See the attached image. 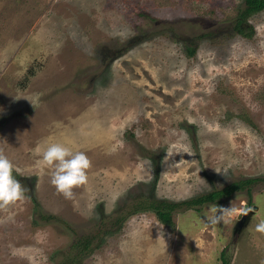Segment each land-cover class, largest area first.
<instances>
[{
  "label": "rangeland",
  "instance_id": "obj_1",
  "mask_svg": "<svg viewBox=\"0 0 264 264\" xmlns=\"http://www.w3.org/2000/svg\"><path fill=\"white\" fill-rule=\"evenodd\" d=\"M244 5L0 0V151L29 197L0 210V264H222L225 249L230 264H264L262 183L252 204L244 192L181 210L173 227L136 212L264 177V11L241 36ZM51 143L92 161L73 200L40 163L37 146ZM246 205L257 211L235 236ZM220 207L227 222L210 224Z\"/></svg>",
  "mask_w": 264,
  "mask_h": 264
},
{
  "label": "clouds",
  "instance_id": "obj_2",
  "mask_svg": "<svg viewBox=\"0 0 264 264\" xmlns=\"http://www.w3.org/2000/svg\"><path fill=\"white\" fill-rule=\"evenodd\" d=\"M36 151L42 154L40 163L52 170L51 184L65 199L73 200L75 190L89 184V172L93 164L85 152H73L63 143L48 144L43 150L37 146ZM15 171L14 163L0 151V210H10L24 204L29 198L28 190L15 177ZM218 213L209 221L210 224L226 223L225 217L231 215V211L223 207L218 209ZM255 231L264 233V221L256 225Z\"/></svg>",
  "mask_w": 264,
  "mask_h": 264
},
{
  "label": "trees",
  "instance_id": "obj_3",
  "mask_svg": "<svg viewBox=\"0 0 264 264\" xmlns=\"http://www.w3.org/2000/svg\"><path fill=\"white\" fill-rule=\"evenodd\" d=\"M263 11H264V0H245V5L239 9L237 18L234 20V24H235L233 28L234 32L241 36L251 37L253 34V28L251 33L250 32L247 33V27H249L248 20L253 15L261 13ZM205 37L207 36L201 35L197 39H193L188 44H186V51L188 56L193 57L196 54L198 48L197 42ZM14 175L16 176L15 172ZM261 183L264 184V177L249 178L241 181H235L227 186H224L220 190L208 192L207 194H203L196 198H192L189 201L179 202V203H170L160 200H156V201L146 200L143 203L139 202V206L136 207L137 208L136 212H138V210L153 211L157 216L158 220L162 224H164L167 227H173L174 225L173 215L179 211L181 212V210L189 211L192 209L194 211L200 212L203 208L207 206L222 204L233 198L235 195L244 192H246L247 195L250 197V204H252L253 190ZM131 213L132 212H128L126 215L122 216L120 218V221L118 220L116 222V225H119L121 222H125V220H127L131 216ZM92 242L93 240L89 239L85 244L86 252L89 249ZM83 251L79 252V254H82ZM225 251L226 249L222 253L223 254L221 258L222 264H230V261L225 257L226 256ZM77 260L69 259L68 261L65 259L66 264H75Z\"/></svg>",
  "mask_w": 264,
  "mask_h": 264
},
{
  "label": "water",
  "instance_id": "obj_4",
  "mask_svg": "<svg viewBox=\"0 0 264 264\" xmlns=\"http://www.w3.org/2000/svg\"><path fill=\"white\" fill-rule=\"evenodd\" d=\"M255 211H257V207H254V211L249 210L248 205H246L244 207V218L240 215L241 220L238 221V223L236 224L234 230H233V234L236 235H240L241 233H243V231L248 227L249 222L251 221V215H253L255 213Z\"/></svg>",
  "mask_w": 264,
  "mask_h": 264
}]
</instances>
